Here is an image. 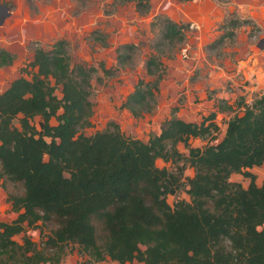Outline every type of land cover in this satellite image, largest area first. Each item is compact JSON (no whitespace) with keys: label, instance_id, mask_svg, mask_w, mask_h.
Returning <instances> with one entry per match:
<instances>
[{"label":"trees","instance_id":"trees-1","mask_svg":"<svg viewBox=\"0 0 264 264\" xmlns=\"http://www.w3.org/2000/svg\"><path fill=\"white\" fill-rule=\"evenodd\" d=\"M126 1L150 8V0ZM161 23V46L185 40L184 24ZM239 24L232 20L222 28ZM233 36L226 33L219 43ZM135 47L119 49V64L129 62ZM14 61L0 48V69ZM162 66L156 56L149 58L147 74L157 79L139 80L122 109L139 118L155 101ZM25 71L30 79L22 76L0 93V188L18 191L8 198L17 217L0 222V264H60L71 245L88 257L83 264H264V181L258 185L251 172L264 165V96L239 105L243 114L230 119L217 145L190 143L217 140V113L192 123L176 116L178 108L148 142L127 137L112 123L87 137L80 131L91 126L98 70L73 66L67 42L59 40L35 49ZM220 104L221 111L233 109ZM158 160L177 170L159 168ZM187 166L192 178L184 176ZM235 174L250 180L249 187L232 182ZM185 185L190 201L172 206L168 197ZM45 225L50 234L39 245L27 233ZM20 235L22 243L15 240Z\"/></svg>","mask_w":264,"mask_h":264},{"label":"rangeland","instance_id":"rangeland-1","mask_svg":"<svg viewBox=\"0 0 264 264\" xmlns=\"http://www.w3.org/2000/svg\"><path fill=\"white\" fill-rule=\"evenodd\" d=\"M195 1L150 0L146 11L126 0H1L0 48L11 52L15 61L12 66L0 69V93L14 80L32 77L28 73L34 70L31 67L28 73L25 70L33 61L35 49H50L55 42L65 40L73 66L86 65L98 70L92 79L91 126L81 129L80 134L93 136L112 123L127 137L148 142L151 136L161 133L163 123L178 108L176 116L192 123H200L217 113L220 128L217 140L190 142L196 148L217 145L223 140L230 119L243 114L239 105L252 104L264 96V15L256 10L255 5L259 4L256 0H200L199 5L188 10ZM163 18L187 27L182 43L160 45ZM232 20L240 22L237 28L229 25L222 28ZM232 31L233 37L219 43L224 34ZM125 45L136 47L128 53L129 62L121 65L119 49ZM185 49L188 58H184ZM255 54L263 60L252 58ZM153 56L164 68L160 92L136 118L122 109V105L139 80L157 79L147 74V62ZM257 62L259 66L254 65ZM222 100L233 109L221 111ZM178 148L188 154L184 144ZM157 166L177 170L173 163L163 160H158ZM252 173L259 183L264 181V165ZM184 176L192 178L194 170L187 166ZM231 181L245 188L250 185V180L243 176H232ZM187 189L185 185L176 195H170L169 203L174 206L180 200L190 201ZM9 191L18 192L12 187ZM9 191L0 188V222L4 223L17 217L8 202ZM50 228V225L33 228L27 235L40 245L50 234ZM23 237L20 235L15 240L22 243ZM87 261L88 257L71 245L60 264ZM94 264L119 263L107 259Z\"/></svg>","mask_w":264,"mask_h":264},{"label":"crops","instance_id":"crops-1","mask_svg":"<svg viewBox=\"0 0 264 264\" xmlns=\"http://www.w3.org/2000/svg\"><path fill=\"white\" fill-rule=\"evenodd\" d=\"M256 1H259V4L258 5H255V6H258V8L256 9V10H258V11H260L261 12V14H263L264 15V0H256ZM199 2H200V0H196L192 5H189V7H188V10L190 9V6L194 9L196 6L195 5H199ZM187 10V9H186ZM185 15L187 14V13H184ZM188 16V15H187ZM189 17V16H188ZM259 55V54H258ZM256 57V59H257V61H258V59L260 60V61H262L263 59L262 58H258L257 56H256V54H255V56H252V58H255ZM254 65H257V66H259L260 64H258V62L257 63H254ZM182 119V118H181ZM260 168V167H259ZM259 168H254V169H252L251 170V172H254L255 170H257V169H259ZM234 176H241V175H233V177ZM262 183V182H261ZM261 183H259L258 181H257V184L258 185H261Z\"/></svg>","mask_w":264,"mask_h":264},{"label":"built area","instance_id":"built-area-1","mask_svg":"<svg viewBox=\"0 0 264 264\" xmlns=\"http://www.w3.org/2000/svg\"><path fill=\"white\" fill-rule=\"evenodd\" d=\"M183 55H184V58H188V50L187 49L183 50Z\"/></svg>","mask_w":264,"mask_h":264}]
</instances>
